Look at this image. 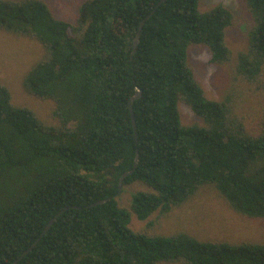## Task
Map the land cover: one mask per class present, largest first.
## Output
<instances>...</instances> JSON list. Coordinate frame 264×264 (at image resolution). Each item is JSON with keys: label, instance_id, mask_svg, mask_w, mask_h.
Returning a JSON list of instances; mask_svg holds the SVG:
<instances>
[{"label": "trees", "instance_id": "1", "mask_svg": "<svg viewBox=\"0 0 264 264\" xmlns=\"http://www.w3.org/2000/svg\"><path fill=\"white\" fill-rule=\"evenodd\" d=\"M199 1L84 0L71 22L45 0H0V29L44 46L23 85L53 99L59 120L15 104L0 82V264H14L40 237L17 264H264L260 241L131 227L133 214L146 220L161 206L167 216L206 186L239 214L264 219V0H246L247 46L236 66L262 97L258 133L239 95L210 98L197 78L189 48L229 62L235 22L225 4L201 9ZM138 88L136 136L130 99ZM179 103L197 119L183 123ZM133 169L123 185L152 191L122 207L119 181Z\"/></svg>", "mask_w": 264, "mask_h": 264}, {"label": "rangeland", "instance_id": "2", "mask_svg": "<svg viewBox=\"0 0 264 264\" xmlns=\"http://www.w3.org/2000/svg\"><path fill=\"white\" fill-rule=\"evenodd\" d=\"M54 14L61 19L74 22L79 5L84 0H45ZM223 3L235 13V22L227 32V42L233 51L232 58L226 63H215L209 50L204 46L189 48V60L196 71L197 78L203 85L208 97L220 98L226 90L240 96V110L253 133L261 127L260 101L255 85L248 83L237 74V55L247 46L246 31L251 16L246 0H200L199 8ZM44 46L37 40L17 36L0 29V82L12 92L13 102L33 108L39 116L51 125L59 123L53 114L56 102L53 99H41L29 94L24 88L25 74L44 56ZM183 123L197 119L195 113L185 104L179 103ZM138 191H152L142 182L125 184L118 196L122 207H129L133 195ZM153 223L152 230L160 234L187 232L202 240H216L237 243L255 240L264 243V219L245 217L232 209L216 189L203 187L185 204L172 210L167 216L161 213V206L146 220H139L132 215L131 227L138 231ZM159 264H179L162 262Z\"/></svg>", "mask_w": 264, "mask_h": 264}, {"label": "water", "instance_id": "3", "mask_svg": "<svg viewBox=\"0 0 264 264\" xmlns=\"http://www.w3.org/2000/svg\"><path fill=\"white\" fill-rule=\"evenodd\" d=\"M151 14H152V13H151ZM151 14H150V15H151ZM145 20H146V19H144V20L142 21L141 25H140V31H141V29H142V27H143V25H144V23H145ZM140 31H139V33H138V35H137V38L135 39V46H137V44H138V42H139ZM141 96H142V90H141L140 88H138V91H137L136 95H134V96L130 99L131 115H132V119H133V123H134L135 130H136V136H137V125H136V120H135V112H134V108H133V102H134L136 99L140 98ZM137 139H138V137H137ZM138 162H139V155H138V153H137L136 162H135V167L138 165ZM135 167H134V169H135ZM134 169L131 170V171H129V172L124 173V174L122 175V177L120 178V181H119V194H120V192H121V190H122L123 181H124L125 177H126L127 175H129V174H132L133 171H134ZM105 201H106V200L98 201V202H95L94 204L103 203V202H105ZM59 214H60V213H58L55 217H53V218L50 220V222L48 223V225H47L46 228L44 229L42 235L48 231V229H49V228L51 227V225L53 224L55 218H56ZM40 238H41V237H40ZM40 238H38L37 241H36L35 243H33V245H32L29 249L25 250L24 253L19 257V259H17V260L14 262V264H17L18 261H19L20 259H22V258H23V257H24V256H25V255H26V254H27V253H28V252H29L34 246H36V244L38 243V241L40 240Z\"/></svg>", "mask_w": 264, "mask_h": 264}]
</instances>
